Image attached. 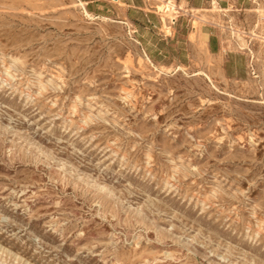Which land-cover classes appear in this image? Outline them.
Wrapping results in <instances>:
<instances>
[{
	"label": "rangeland",
	"instance_id": "obj_1",
	"mask_svg": "<svg viewBox=\"0 0 264 264\" xmlns=\"http://www.w3.org/2000/svg\"><path fill=\"white\" fill-rule=\"evenodd\" d=\"M0 264H264V0H0Z\"/></svg>",
	"mask_w": 264,
	"mask_h": 264
},
{
	"label": "bare ground",
	"instance_id": "obj_2",
	"mask_svg": "<svg viewBox=\"0 0 264 264\" xmlns=\"http://www.w3.org/2000/svg\"><path fill=\"white\" fill-rule=\"evenodd\" d=\"M163 7H164L163 10L166 9V12H167V13H168V12L171 13L172 10H175V9H176L175 5H171V4H169V3H166ZM160 8H162V7L160 6ZM175 11H176V10H175ZM164 13H165V12H164ZM207 76H208V75H207Z\"/></svg>",
	"mask_w": 264,
	"mask_h": 264
},
{
	"label": "crops",
	"instance_id": "obj_3",
	"mask_svg": "<svg viewBox=\"0 0 264 264\" xmlns=\"http://www.w3.org/2000/svg\"><path fill=\"white\" fill-rule=\"evenodd\" d=\"M219 45L218 44H214V46L212 47V50H214L215 52L219 51Z\"/></svg>",
	"mask_w": 264,
	"mask_h": 264
}]
</instances>
